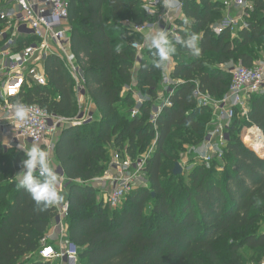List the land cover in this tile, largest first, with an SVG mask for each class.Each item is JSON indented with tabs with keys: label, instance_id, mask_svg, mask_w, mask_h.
<instances>
[{
	"label": "trees",
	"instance_id": "obj_1",
	"mask_svg": "<svg viewBox=\"0 0 264 264\" xmlns=\"http://www.w3.org/2000/svg\"><path fill=\"white\" fill-rule=\"evenodd\" d=\"M250 1L254 10L248 28L217 34L213 25L223 17V3L185 0L184 14L191 23L182 22L178 34L186 38L185 28L195 33L201 54L193 56L182 43L175 44L173 93L165 96L172 106L153 123L163 69L139 58L132 44L141 38L120 24L151 21L141 0H69L72 50L80 58L87 95L96 106L92 122L58 132L54 150L67 181V240L78 247L79 263L246 264L242 247L257 252V261L264 256V232H251L264 218V158L239 136L253 126L264 133V93L251 97L248 118L237 110L222 161L214 160L209 169L195 165L187 176L173 174L180 153L175 146L185 151L186 146L202 144L214 126L212 108L199 101L196 91L221 100L233 74L218 66L239 62L252 68L254 55L264 46V0ZM154 51L144 53L154 59ZM134 70L136 89L147 97L135 116L132 95L122 96L123 88L134 81ZM46 74V86H32L19 100L62 118L77 117L73 81L59 57L47 60ZM152 142L156 148L145 169L147 186L106 211L91 182L105 174L113 151L127 150L135 159ZM24 158L23 151H15L8 160L0 149V264H52L39 251L58 208L41 211L42 205L17 188L15 174ZM232 238L237 240L227 246L224 259L218 242Z\"/></svg>",
	"mask_w": 264,
	"mask_h": 264
},
{
	"label": "built area",
	"instance_id": "obj_2",
	"mask_svg": "<svg viewBox=\"0 0 264 264\" xmlns=\"http://www.w3.org/2000/svg\"><path fill=\"white\" fill-rule=\"evenodd\" d=\"M150 1L152 7L146 10L149 17L157 16L162 21L163 15L156 14L153 8L163 7L162 0ZM221 1L224 10L229 12L234 8L238 10V15L233 17L228 14L218 27H213L214 32L219 34L227 29L236 32L248 28L247 18L254 10L253 3L250 0ZM184 3L185 0H178L176 9L182 10ZM123 26L134 35L145 36L151 30L148 24L139 25L132 21L125 22ZM71 31L69 0H0V125L10 122L18 137L25 142L43 144L49 136H56L65 127L80 126L94 120L95 113L91 107L95 104L87 95V82L80 58L72 50ZM144 46L136 41L132 44L138 55ZM51 56L61 59L73 81L79 108V115L75 118H62L37 104L19 100L32 86L48 84L46 62ZM170 73L171 70L169 76L163 80L159 105L153 107V123L165 107L172 106L169 98L165 97L173 93L172 84L169 82ZM263 93L264 60H260L252 68L241 66L235 70L231 87L221 100L213 99L200 90L196 91L195 96L199 101L212 108L214 126L202 144L187 147L188 155L193 158L195 165H203L209 169L214 160H223L229 141L228 129L237 110L241 112L242 118H248L251 97ZM134 99L136 105L131 113L135 116L140 113L145 99ZM14 102L23 103L30 108L28 120L18 122L9 114ZM253 128L264 138L263 131L257 126L246 128L242 138L246 147L248 146L244 137ZM55 144L54 141L49 143V151L55 150ZM155 146L154 142L139 159H133L127 150H115L111 153V162L105 174L92 181L107 190L108 207L118 208L129 193L147 186L145 169ZM65 180V176L60 177V190L63 189ZM56 206L58 216L52 229L41 240L39 256L52 264H78V247L67 240L68 226L64 222L68 215V202H61ZM259 264H264V259Z\"/></svg>",
	"mask_w": 264,
	"mask_h": 264
},
{
	"label": "clouds",
	"instance_id": "obj_3",
	"mask_svg": "<svg viewBox=\"0 0 264 264\" xmlns=\"http://www.w3.org/2000/svg\"><path fill=\"white\" fill-rule=\"evenodd\" d=\"M177 3L178 0H162V6L167 10L163 14V19L167 23L169 16L175 13ZM189 23V19L184 17L183 24L188 26ZM185 35L184 39L177 35L175 42L182 43L193 56H199L201 48L198 46V36L188 32L187 28ZM144 39L149 47L155 50L153 66L163 69L176 53L175 44L169 40L168 30L157 27L155 33H147ZM30 111L25 104L14 102L9 114L16 121L23 122L30 118ZM43 143L46 145L47 141ZM18 148L24 152L25 158L21 161V170L15 174L17 188L26 191L38 206L42 205L41 211L61 203L64 196L57 190L60 173L49 159L46 148L41 147L40 143L25 144L24 142L20 143Z\"/></svg>",
	"mask_w": 264,
	"mask_h": 264
},
{
	"label": "rangeland",
	"instance_id": "obj_4",
	"mask_svg": "<svg viewBox=\"0 0 264 264\" xmlns=\"http://www.w3.org/2000/svg\"><path fill=\"white\" fill-rule=\"evenodd\" d=\"M218 1L222 2L221 0H218ZM151 7H152V3H151L150 0H141V8L143 9L144 14H146L147 18L151 19L150 22L145 23V24H148L149 27H151V30L147 31L145 33V35L147 33H149V32L155 33V31L157 30V27H158V29L167 28L168 32H169V40L172 41L174 44H176L175 37L177 35H179L178 34V32L180 30L179 28H181L180 27L181 23L183 22V18L185 17L184 10L183 9L182 10L176 9L175 13L173 15H171V13H170L171 16H169V17L171 18V20H168V23H167L164 19H163L164 21L163 20L159 21L157 16L149 17L148 12L146 10L151 8ZM153 8H155L156 14H162L163 15L164 12L167 11L164 7H160V6H155ZM228 14H229V12L226 11V9H225L223 17L221 19L217 20V22L213 25V27H218L223 22L224 18ZM127 21H130V20H122V21H120V24L123 25ZM190 23H191V21H190ZM167 29H165V30H167ZM138 36L141 39H138V41H136V42L145 45L143 51L139 55V58H141V59L146 58L147 60H149V62H153L154 59H149L147 57V55H145L144 52H148V50H154V49H151L149 47L148 43L144 39L145 36H142V35H138ZM258 49H257L258 53L256 55H254L255 61H256V63L254 65H256L257 62H259L260 60H264V46H260ZM138 54L139 53H137V55ZM174 56H175V54L172 56L170 61L167 62L166 66L163 68V77H162L163 80L166 77L169 76V70L172 69V67H173V65L175 63ZM241 66H243L242 63L231 62L230 64L219 65L218 68H221L222 70H225V71H227L230 74H233V72L235 70H237ZM136 67H137V65H136ZM243 67H245V66H243ZM137 71L138 70H134L133 71L134 72V81H133L132 85L125 86L123 88V91H122V96L123 95H127V94H131L134 102H136L134 97H140L142 99H146L147 98L144 95H142L140 92H138L137 89H136V86H137ZM163 80H162V83H163ZM169 82L171 84H173L175 81H173V79L170 78ZM135 105H136V103L134 104L132 109L135 108ZM78 115H79V113H78ZM1 116H2V114H1ZM1 116H0V119H1ZM96 117L98 118L97 114H96ZM2 127H5V128L2 129ZM183 132H184V130H183ZM244 132L245 131L242 130V132L239 133V136L243 138ZM22 142H24L25 144H30L29 142H25L23 139L18 137V134L16 133L15 129L13 128V126L11 125L10 122H5L4 124L0 125V146H1L0 149H1V154L5 155V156H8V160H11L15 156V151H22L21 149L18 148V145L20 143H22ZM178 142H180V141L178 140ZM153 144H154V142H152V144L150 145L149 148H151L153 146ZM187 147H189V146H186L185 147V151H184L183 149H180L177 145L175 146V148L180 150V153H178L179 154L178 158H176V157L175 158H176V160H178V163H180L184 167V175L185 176H187V172L192 170L193 166H195V162H194L193 158H191L188 155ZM149 148L147 149V151L149 150ZM49 152L52 153V151H49ZM143 155H144V153L139 155L135 159H139ZM186 181L184 179V182H186ZM91 184L96 189V194H97V198L96 199L100 203L103 204V206L105 207L106 211L111 212L113 209L106 205L107 190H105L104 188H101L97 183H94V182L92 183L91 182ZM65 186L67 188V181L66 180L64 182L63 189L60 190V183H58V185H57L58 192L61 193L62 190H63V193H61L62 195L64 194L63 195L64 196L63 202L67 200V196L65 195V193H66ZM258 231L259 232L260 231L264 232V218H263V222L260 223L259 227L256 230H252L251 232L257 233ZM234 240H237V239L236 238H232V239H226V240L218 242V249L221 251V254L224 257V259H226V256L228 255L227 249H226L227 246ZM240 253H241L242 256H244V258H245V260L247 262L246 264H259L264 259V256H263L259 261H257V259H256V253L257 252H255L253 250H249L246 247H242L241 250H240ZM78 264H81V263L78 262Z\"/></svg>",
	"mask_w": 264,
	"mask_h": 264
},
{
	"label": "bare ground",
	"instance_id": "obj_5",
	"mask_svg": "<svg viewBox=\"0 0 264 264\" xmlns=\"http://www.w3.org/2000/svg\"><path fill=\"white\" fill-rule=\"evenodd\" d=\"M245 143L248 147L258 150L257 152L264 158V138L257 129L253 128L246 134Z\"/></svg>",
	"mask_w": 264,
	"mask_h": 264
},
{
	"label": "crops",
	"instance_id": "obj_6",
	"mask_svg": "<svg viewBox=\"0 0 264 264\" xmlns=\"http://www.w3.org/2000/svg\"><path fill=\"white\" fill-rule=\"evenodd\" d=\"M229 14H230L231 16L236 17V16L238 15V10L232 8V9L229 11ZM161 15H162V14H161ZM168 20H171V18L169 17ZM163 21H164V20H163ZM163 29H164V28H163ZM166 29H167V28H166ZM167 30H168V29H167ZM169 72H170V70H169ZM91 110L95 113V112H96V106L93 105V106L91 107ZM57 134H58V133H57ZM57 134H56V135H57ZM46 141H47V144L45 145V144L43 143V144H41V147L46 148V150L49 152V143H50L51 141L56 142V136H55V135H54V136H49L48 139H47ZM49 159H50L51 162L56 166L57 170H58L59 173H60V177L63 176V175L61 174V171H60V166H59V164H58L57 161H56L54 151H52V153L49 152ZM65 188H66V186H65ZM65 188H64V189H65ZM61 193H63V190H62ZM62 202H63V201H62ZM64 202H66V201H64Z\"/></svg>",
	"mask_w": 264,
	"mask_h": 264
},
{
	"label": "water",
	"instance_id": "obj_7",
	"mask_svg": "<svg viewBox=\"0 0 264 264\" xmlns=\"http://www.w3.org/2000/svg\"><path fill=\"white\" fill-rule=\"evenodd\" d=\"M82 117V116H80ZM249 148V147H248ZM250 150H252L251 148H249ZM255 152V150H252ZM256 153V152H255ZM257 154V153H256ZM258 155V154H257ZM261 157V156H260ZM61 174L64 176V172L63 170L60 168ZM173 174L175 176H182L184 174V168L182 167V165L180 163H177L175 168H174V172Z\"/></svg>",
	"mask_w": 264,
	"mask_h": 264
}]
</instances>
